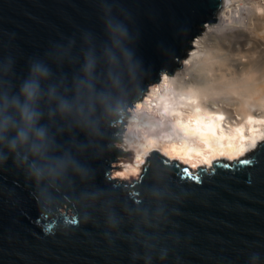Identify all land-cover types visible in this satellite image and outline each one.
<instances>
[{
    "label": "water",
    "instance_id": "water-1",
    "mask_svg": "<svg viewBox=\"0 0 264 264\" xmlns=\"http://www.w3.org/2000/svg\"><path fill=\"white\" fill-rule=\"evenodd\" d=\"M115 3L131 13V27L139 33L137 55L144 74L134 98L138 104L163 72L179 68L194 48L196 35L215 21L225 0ZM100 4L101 0H0V55H16L18 74H26L28 59L42 55L52 42L78 37L82 30L102 35ZM125 128L118 130L116 147L94 163L95 181L101 187L127 190L139 204L150 179L138 185L115 176L121 155L130 151L119 146ZM243 159L254 162L238 165ZM155 169H160L157 186L166 191L170 184L179 194L165 227L168 255L155 264H248L253 252L264 258V140L242 157L215 159L195 169L155 148L142 172L147 177ZM79 197V191H60L43 205L34 186L9 160L0 168V264H144L130 258L133 250L127 241L110 244L102 227L80 221L74 212ZM73 217L76 224L70 223ZM48 225L50 231L45 230Z\"/></svg>",
    "mask_w": 264,
    "mask_h": 264
},
{
    "label": "clouds",
    "instance_id": "clouds-1",
    "mask_svg": "<svg viewBox=\"0 0 264 264\" xmlns=\"http://www.w3.org/2000/svg\"><path fill=\"white\" fill-rule=\"evenodd\" d=\"M100 13L102 35L82 30L52 42L28 59L26 74H18L16 55H0V168L11 160L45 206L57 192L79 191L74 212L81 222L102 227L110 244L127 241L133 261L155 264L168 255L165 227L179 194L170 184L166 191L157 186L160 169L128 178L151 181L139 204L127 190L95 181L94 163L116 147L122 125L139 120L133 105L144 74L131 13L115 0H101ZM248 264L264 258L250 253Z\"/></svg>",
    "mask_w": 264,
    "mask_h": 264
},
{
    "label": "bare ground",
    "instance_id": "bare-ground-1",
    "mask_svg": "<svg viewBox=\"0 0 264 264\" xmlns=\"http://www.w3.org/2000/svg\"><path fill=\"white\" fill-rule=\"evenodd\" d=\"M254 20H259L258 28L261 24L264 27V0H225L215 21L205 24L203 32L208 39L214 38L223 35L229 28L243 27L250 21L255 23ZM202 38L196 39L194 47L205 42ZM198 49L187 53L175 71L163 72L150 91L138 104L133 105L134 116L139 114V120L131 128L126 125L125 129L128 133L126 141L134 147L135 160L119 163V168L115 169L116 177H134L138 171H142L146 157L155 148L173 159L175 154L172 148L176 146L182 156V159H178L180 162L190 166L194 163L210 166L215 159L233 160L230 157H242L238 155L241 146L249 149L244 156L264 140V83L260 81L261 85L253 82V78L251 82L248 79L254 75H249L256 69L254 63L250 61L240 66L241 78L226 79L227 82L221 85L214 81L217 85H212L210 91H207L202 88V82L190 73L193 72L190 68L195 59L198 60L200 56L201 51ZM218 66L225 70L221 73L222 77L236 72L232 67L234 65L227 61ZM217 78L213 76L212 79ZM210 85L205 87V84L204 87L209 88ZM253 139L257 141L255 148L251 147ZM137 156H140V160ZM204 159H209L211 164H204ZM132 169H136V172L133 173Z\"/></svg>",
    "mask_w": 264,
    "mask_h": 264
},
{
    "label": "rangeland",
    "instance_id": "rangeland-1",
    "mask_svg": "<svg viewBox=\"0 0 264 264\" xmlns=\"http://www.w3.org/2000/svg\"><path fill=\"white\" fill-rule=\"evenodd\" d=\"M254 21H255V23L250 21L249 24H246L243 27L229 28V29L225 30L227 32L224 31L223 35L221 34L219 36H215L216 38L211 37L208 39V37L203 32L204 30L202 31L203 33L202 32L199 33V35L196 37V39L198 37L199 38L203 37L202 39H204L205 42L201 43V45L199 47H194L193 50H195L196 48H200L198 50H199V52L200 51L203 52L202 54L200 52V56H203V57L200 58V56H199L200 59L199 58H198V60L195 59V61L193 63L194 65L191 66V68H190V69H192L190 71H193V72L189 71L190 73H193L192 76L196 77L197 80L199 79V81L202 82L201 85H203V87L201 85H199V86H201L203 89H206L207 91H210L212 85L216 86L217 84H219V85L224 84L225 82H227V80H231V78H233V77H235L236 79H239L242 77L241 76L242 74H239L240 73L239 69L242 67V65H246V62H247V64H248V62L250 63V61H251V63H254L253 66L256 67V69H255L256 71L254 70V73H249V75L254 74L253 76H249L247 74L249 76L248 79H250V82L253 78V82L259 83L261 81L262 84L264 83V27L261 24L260 25L261 27L258 28L257 24H259L258 23L259 20L258 21L254 20ZM204 35H205V38H204ZM221 36H222V38H221ZM246 54H247V56H246ZM242 55H243V57H242ZM228 60H230V61H228ZM226 61L229 62V64L234 65L232 67H234L236 69V72L231 74V75L229 73L227 75L224 74V76L222 77L221 73L223 74L224 73L223 71H225V70L219 69L218 65L223 64ZM231 61H232V63H231ZM237 62H238V64H237ZM213 65H215V66H213ZM213 68H215V69H213ZM207 70L209 71L208 74H206ZM220 70H222V71H220ZM204 72H206V73L204 74ZM212 73L214 75H212ZM216 73H218V74L216 75ZM237 73H238V75H237ZM209 74L211 75V77ZM203 76H204V78H203ZM213 76H214V78H217V77L218 78L216 80L212 79ZM228 76H229V79H228ZM256 76L258 77L257 79H259V81L255 79ZM207 77L211 81H209ZM221 78H224V80L223 79L219 80ZM206 80H208V81H206ZM214 81L218 82V83L216 84ZM212 82H214L215 84ZM207 83L209 85L211 84L209 88H205V87H208ZM261 83H259V84H261ZM205 84H206V86L204 87ZM125 132H126V129L124 130V133ZM165 132L168 133L166 129H165ZM124 133L121 135V137H123ZM120 141L122 143H125L126 146L129 147L130 151H129V153H127L125 155H121V161L117 162L118 166H119V163H121L122 161L130 162V161L135 160L134 147L129 142L126 141V138L123 140L121 139Z\"/></svg>",
    "mask_w": 264,
    "mask_h": 264
},
{
    "label": "snow or ice",
    "instance_id": "snow-or-ice-1",
    "mask_svg": "<svg viewBox=\"0 0 264 264\" xmlns=\"http://www.w3.org/2000/svg\"><path fill=\"white\" fill-rule=\"evenodd\" d=\"M256 145H257V141H256V139H253L252 142H251V147H252V148H255ZM248 150H249L248 148H245V147L241 146L238 155L243 156V154H244L246 151H248ZM172 152L175 154V158H176V159H182V156H181L179 150L176 148V146H173V148H172ZM196 154H197V155H200L199 152H197ZM137 159L140 160V156H137ZM230 159H236V157H230ZM253 162H254V161H253L252 159H243V160H238L237 163H238V165H250V164H252ZM203 163H204V164H211V161H210L209 159H204V160H203ZM191 166H192L193 168L198 167V165L195 164V163L192 164ZM223 167L227 168V167H229V166H228L227 164H225V165H223ZM132 171H133V173H135V172H136V169H132ZM183 172H184L185 174H187V175L191 178L192 174L189 172V170H188L187 168L183 169ZM196 181H197V182L200 181V177H199V176L196 177ZM70 223H72V224H76V223H77L76 218L73 217V218L70 220ZM45 230H46V231H50V230H51V225L46 226Z\"/></svg>",
    "mask_w": 264,
    "mask_h": 264
}]
</instances>
